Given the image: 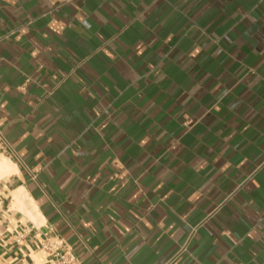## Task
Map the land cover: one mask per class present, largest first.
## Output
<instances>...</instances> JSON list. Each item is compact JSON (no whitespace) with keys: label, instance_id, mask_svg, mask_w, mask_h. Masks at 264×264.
Segmentation results:
<instances>
[{"label":"crops","instance_id":"crops-1","mask_svg":"<svg viewBox=\"0 0 264 264\" xmlns=\"http://www.w3.org/2000/svg\"><path fill=\"white\" fill-rule=\"evenodd\" d=\"M0 130V264H264V0H0Z\"/></svg>","mask_w":264,"mask_h":264},{"label":"built area","instance_id":"built-area-1","mask_svg":"<svg viewBox=\"0 0 264 264\" xmlns=\"http://www.w3.org/2000/svg\"><path fill=\"white\" fill-rule=\"evenodd\" d=\"M5 147L6 141L0 130V151ZM41 247L50 255L52 264H80L76 255L64 248L61 241L50 242L48 239H45ZM185 250V246H182L179 253Z\"/></svg>","mask_w":264,"mask_h":264},{"label":"bare ground","instance_id":"bare-ground-1","mask_svg":"<svg viewBox=\"0 0 264 264\" xmlns=\"http://www.w3.org/2000/svg\"><path fill=\"white\" fill-rule=\"evenodd\" d=\"M6 159L2 158V161H0V177L3 176L7 170L5 168Z\"/></svg>","mask_w":264,"mask_h":264}]
</instances>
